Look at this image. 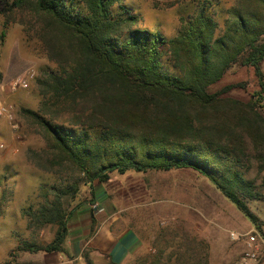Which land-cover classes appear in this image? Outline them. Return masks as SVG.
Segmentation results:
<instances>
[{
  "label": "trees",
  "instance_id": "16d2710c",
  "mask_svg": "<svg viewBox=\"0 0 264 264\" xmlns=\"http://www.w3.org/2000/svg\"><path fill=\"white\" fill-rule=\"evenodd\" d=\"M220 2L197 0L166 36L138 27L123 0H13L55 65L35 79L37 109H21L44 140L27 148V162L71 180L42 185L45 203L32 214L56 229L50 242L21 249L64 252L72 212L63 198L74 197L80 181L92 196L94 182H107L112 171L191 168L259 233L245 199H264V0H233L218 21ZM237 63L257 78L252 98L229 95L241 83L209 91Z\"/></svg>",
  "mask_w": 264,
  "mask_h": 264
},
{
  "label": "rangeland",
  "instance_id": "374dc122",
  "mask_svg": "<svg viewBox=\"0 0 264 264\" xmlns=\"http://www.w3.org/2000/svg\"><path fill=\"white\" fill-rule=\"evenodd\" d=\"M233 0H221L215 5L214 17L222 21L224 8ZM13 0H0V99L14 108L13 143L1 140L0 148V264H33L26 262L41 252L21 249L24 244L44 245L53 238V223L37 225L33 214L44 198L43 186L71 180L53 178V174L35 168L27 162L26 150L44 146L40 129L21 113L22 108L36 110L40 100L35 79L44 67L55 65L46 57L35 29L29 27L27 11L12 5ZM139 16L137 26L158 30L166 36L177 32L180 18L191 13L197 0H123ZM32 68L33 78L27 88L11 87L12 81ZM264 73V59L261 62ZM243 84L229 95L250 100L258 90L253 69L233 64L223 77L209 86L215 91L227 84ZM264 114V97L261 100ZM9 143V144H8ZM250 175H255L250 172ZM108 182H97L94 193L101 197L104 185L108 197L106 214L119 220V227L135 229L141 238L137 250L118 264H242L244 245L230 237L231 231L254 228L237 207L222 195L205 176L191 169L110 173ZM259 179L257 182L259 183ZM102 184V185H101ZM52 193H49V197ZM88 184L81 181L74 197H64L67 206L85 200L91 204ZM257 216L259 234L264 238V199H245ZM96 209V208H93ZM30 212V213H27ZM90 260L93 264H109L105 258ZM35 263V261H34ZM36 264H41L39 261Z\"/></svg>",
  "mask_w": 264,
  "mask_h": 264
},
{
  "label": "crops",
  "instance_id": "0c3cea01",
  "mask_svg": "<svg viewBox=\"0 0 264 264\" xmlns=\"http://www.w3.org/2000/svg\"><path fill=\"white\" fill-rule=\"evenodd\" d=\"M14 136L16 137L13 127L6 121H0V139L10 141L14 139ZM11 143L13 141H10ZM131 171L146 173L163 170ZM110 178L109 174V180ZM96 185H99V183L94 182L93 188ZM102 186L103 188L100 189L103 191L102 196L99 198L94 193L91 204H87L83 200L69 206L68 210L72 214L67 222V234L63 244L65 251L41 252L39 256L33 255V257L27 258L26 262H32L33 264H36L38 261L41 264H86L84 256L87 253L92 260L105 258L106 260L111 259L114 262L122 263L129 255L134 253L141 244L140 235L135 229L128 228L121 230L118 225L120 218L114 215V207L111 211L112 213L106 214V206L112 205L114 201L108 204V197L111 199L112 197L109 192L107 194L105 186ZM94 205L97 206L96 209H93ZM239 240L244 245L242 239Z\"/></svg>",
  "mask_w": 264,
  "mask_h": 264
},
{
  "label": "built area",
  "instance_id": "2783aa9c",
  "mask_svg": "<svg viewBox=\"0 0 264 264\" xmlns=\"http://www.w3.org/2000/svg\"><path fill=\"white\" fill-rule=\"evenodd\" d=\"M33 76L34 71L29 68L12 81L11 87L27 88L29 79L33 78ZM13 119V106L0 99V121H6L14 128ZM0 148H3V144H0ZM96 207V205L93 206V208ZM229 235L232 239H242L244 243L245 247L241 254L242 264H264V238L254 228L246 232L231 231Z\"/></svg>",
  "mask_w": 264,
  "mask_h": 264
}]
</instances>
